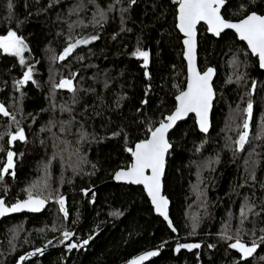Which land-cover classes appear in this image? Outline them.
I'll use <instances>...</instances> for the list:
<instances>
[{"label": "trees", "instance_id": "obj_1", "mask_svg": "<svg viewBox=\"0 0 264 264\" xmlns=\"http://www.w3.org/2000/svg\"><path fill=\"white\" fill-rule=\"evenodd\" d=\"M178 6L175 0H0V35L16 31L27 45L23 65L0 50V104L10 113L0 116V170L7 152L16 154L15 174L0 180V199L13 205L31 191L51 202L42 214L2 222L0 264H126L157 249L162 255L149 264H264V71L235 33L216 39L199 28V68L216 69V101L210 134L191 117L170 136L164 187L177 233L155 215L142 188L113 182L133 163L128 149L149 139V129L175 111L186 89ZM252 12L264 15V0H227L222 14L235 22ZM92 36L98 39L58 59L69 44ZM137 49L149 52L147 68ZM29 67L35 83L18 85ZM61 79H72L76 91L57 88ZM249 102L250 145L239 151ZM18 128L26 139L10 143ZM244 203L252 209L247 218ZM64 231L73 233V251L63 245ZM237 238L259 245L249 260L230 247ZM179 242L201 247L176 256ZM37 249L43 253L31 255Z\"/></svg>", "mask_w": 264, "mask_h": 264}, {"label": "snow or ice", "instance_id": "obj_2", "mask_svg": "<svg viewBox=\"0 0 264 264\" xmlns=\"http://www.w3.org/2000/svg\"><path fill=\"white\" fill-rule=\"evenodd\" d=\"M175 2L179 5L177 27L185 37L183 40L186 49L184 55L188 61L189 67L187 90L181 91L176 97L178 104L175 111L162 120L159 126L154 130L151 128L149 129L151 134L150 138L137 143L134 150L131 148L128 149L132 154L133 163L126 171L121 170L115 175V179L118 181L143 185L148 196L151 198L152 204L155 206L156 212L163 216L165 220H168V200L161 195V178L164 172L166 153L172 146L168 140L167 134L178 121L184 119L189 113H195L199 128L202 132L206 133L209 130V112L214 98V90L211 84L214 70L208 68L201 73L197 71L195 67L197 25L201 22L205 23L208 26L207 30L217 37L226 29H234L239 39L247 43L251 53L258 56L260 66L264 68V15H258L252 12L239 20V22L233 23L225 19L221 14V9L226 5L227 0H175ZM131 3L135 4L136 0H131ZM8 8H12L11 2H9ZM243 8L244 6L241 5L242 10ZM100 15L103 17L104 14L101 12ZM96 39H98L97 36H92L90 40H78L75 43L69 44L58 59L63 61L73 52L77 45L88 44ZM26 49L27 45L24 39L19 36L16 31L10 30L6 35H0V50L5 54L19 57V62L22 65L25 63L23 53ZM134 55L142 58L144 67L147 68L149 63V52L137 49ZM145 75L147 76L148 73L146 72ZM29 81L35 83V81L32 80L31 67L24 72L23 79L17 81V84L24 85ZM56 87L67 89L71 92L76 91L72 79H61ZM146 102L147 101H144V103ZM244 111L247 113V118L243 122L244 131L240 132L239 139L236 141L240 150L244 149L249 138L248 129L252 116V104L250 102ZM0 113L4 116L10 115L3 104H0ZM12 119L15 120V117H12ZM25 139L26 136L22 128H18L15 134H10V142L17 140L24 141ZM15 155L16 154L12 151L7 152V163L2 170H0V180H3L4 175L9 174L10 169L14 168L13 157ZM11 174L14 175L15 173L12 172ZM45 203L46 200L44 198H41L38 194L34 196L31 191H29L26 200L17 202L10 207H6L5 202L0 199V216H4L6 213L19 212L23 209L39 211ZM58 203L60 205V211L67 217L68 213L65 208V199L59 197ZM248 210H252L251 206H249ZM241 216L247 218V213L242 210ZM169 227H172L171 221H169ZM172 231L175 232L176 229L173 227ZM262 231H264V229H262ZM72 236L73 233L69 231L63 232L64 240H68ZM224 238L232 239L230 236ZM261 240L264 241V237H261ZM87 243L88 240L83 241V244ZM69 247L75 248L77 245L71 244ZM200 247L201 245L199 243L180 244L177 246L176 251L179 252L181 248L192 250ZM209 247H212V245H209ZM230 247L237 250L241 254V258L246 260L257 251L259 245L253 241L251 246H248L237 238L234 243L230 244ZM36 253L42 254L43 249H37L36 252L31 255H35ZM156 255H158L156 251L148 252L133 260L131 264H142V262L146 261L149 257ZM21 259H23V257H21Z\"/></svg>", "mask_w": 264, "mask_h": 264}, {"label": "water", "instance_id": "obj_3", "mask_svg": "<svg viewBox=\"0 0 264 264\" xmlns=\"http://www.w3.org/2000/svg\"><path fill=\"white\" fill-rule=\"evenodd\" d=\"M226 6H227V3H226V5L221 9V14L223 13V10H224V8H225ZM178 8H179V6H178ZM222 15H223V14H222ZM258 15H259V14H258ZM177 17H178V14H177ZM231 22H232V21H231ZM235 22H239V21H235ZM235 22H233V23H235ZM177 24H178V18H177ZM201 26H205V27L208 29V26H207L205 23H203V22H201L200 24L197 25V37H196V41H197V43H196V53H195V67H196L197 71L203 73V72L200 70V68H199V58H198V50H199V28H200ZM177 28H178V27H177ZM178 31H179V29H178ZM207 31H208V30H207ZM227 31H231V32L235 33V34L237 35V37H238V34L235 32L234 29H226L224 32L221 33V35H220L219 37L215 36L214 34L210 33L209 31H208V34L211 35V36H213V37L216 38V39H219V38H221V36H222L225 32H227ZM179 32H180V31H179ZM180 34H181V36L183 37V40H184L185 37L183 36V34H182L181 32H180ZM238 39H239V37H238ZM239 41H240V42H243V43L246 44V46H247V43H246L245 41H241L240 39H239ZM183 45H184V44H183ZM247 47H248V46H247ZM248 49H249V48H248ZM185 50H186V49H185V46H184V53H185ZM249 51H250V53H251V50H250V49H249ZM251 54H252V53H251ZM252 55H253V54H252ZM253 56H255V57L258 58V56H256V55H253ZM184 59H185V62H186V64H187V74H188V78H189V67H188V61H187V59L185 58V55H184ZM258 61H259V58H258ZM259 67H260V69H261L262 71H264V68H262V67L260 66V62H259ZM212 69L214 70V74H213V77H212V80H211V84H212V87H213V90H214V98H213V100H212V106H211V109H210V112H209V130H208V132H206V133H205V132H202V131L200 130V128H199L198 120H197V117H196L195 113H189L184 119L178 121V122L174 125V127H173L172 129L169 130V132H168V134H167V135H168V140H169V142H170V136H171V134H172V133H173V132H174V131L180 126V125L186 123L191 117H194V118H195V120H196V124H197V127H198L199 131H200L202 134H204V135H208V134H210V132H211V130H212V113H213L214 104H215V101H216V92H215V89H214V82H215V79H216V76H217V71H216V69H214V68H212ZM73 84H74V82H73ZM187 86H188V80H187L186 89H185L184 91L187 90ZM176 102H177V100H176ZM177 104H178V102H177ZM176 107H177V105H176ZM5 108H6V107H5ZM6 110H7V108H6ZM7 111H8V110H7ZM8 112H9V111H8ZM0 116H1V117H4V118L9 117V116H4L2 113H0ZM149 138H150V137H149ZM170 144H171V143H170ZM171 150H172V146H171V148L168 150V152L166 153V156H165L164 172H163V176H162V178H161V195L164 196V197L168 200V207H167L168 220H165L163 216H161L159 213L156 212V210H155V206L152 204V202H151V198L148 196L147 191L145 190V188H144L143 185L132 184V183H128V182H126V181H118V180L115 179V176H114L113 182H114L115 184H117V185H126V186H134V187L142 188V189L144 190L146 196L148 197L149 201L151 202V205H152V208H153V210H154L155 215H156L157 217L161 218V219L167 224L168 227H169V221H171V225H172V227H169V228L172 230V228L174 227L173 222H172V220H171V208H172V203H171V201L168 199V197L165 195V187H164V180H165L166 171H167V161H168L169 153L171 152ZM126 170H127V169H126ZM126 170H125V171H126ZM120 171H121V170H120ZM115 175H116V174H115ZM92 193H93V192H92ZM88 196H89V195H88ZM3 201L5 202V200H3ZM20 202H21V201H20ZM50 204H51V202H48V201L46 200L45 205H44L39 211H29V210H27V209H23V210H21V211H19V212L6 213L4 216H0V226H1V224H2V222H3L4 220H6L7 218H10V217L16 216V215H22V214H34V215H39V214H42V213H44V212L48 209V207H49ZM5 206H6V207H10V206H12V205H8V204L5 202ZM174 228H175V227H174ZM173 232H174V231H173ZM174 233L176 234L177 232L175 231ZM71 244H76V243L74 242V236H73L72 238H70V239H68V240H66V241L64 242V247H65L67 250L73 251L76 247H75V248H70L69 246H70ZM180 244H191V243H181V242H179V243L175 246V248H174V251H175V255H176V256H178V255H179L181 252H183V251L190 252V251L197 250V249L188 250V249H186V248H181L180 251L177 252V251H176V248H177V246L180 245ZM76 245H77V244H76ZM246 245H247V244H246ZM198 249H199V248H198ZM232 250H234V251H236L238 254H240L237 250H235V249H232ZM152 251H156V252H158V255H156V256H152V257H149L146 261H143L142 264H149V263H151L152 261L158 259V258L162 255L163 249H157V250H152ZM148 252H151V251H148ZM148 252H145V253H143V254H140L139 256L144 255V254H146V253H148ZM255 253H256V252H255ZM255 253H254V254H255ZM254 254H253L251 257H248L246 260H249L250 258H252V257L254 256ZM139 256L134 257L133 259H131L130 261H128L126 264H131V262H132L133 260L137 259ZM240 256H241V254H240ZM242 260H243V261H246L245 259H242Z\"/></svg>", "mask_w": 264, "mask_h": 264}, {"label": "rangeland", "instance_id": "obj_4", "mask_svg": "<svg viewBox=\"0 0 264 264\" xmlns=\"http://www.w3.org/2000/svg\"><path fill=\"white\" fill-rule=\"evenodd\" d=\"M26 51H27V49H26ZM26 51L23 53V56H24V61H26ZM18 59H19V57H17ZM252 104V116H253V103H251ZM248 105V104H247ZM252 116H251V119H250V127H249V129H248V131H249V138H248V142L245 144V146H244V148L246 147V146H249L250 145V139H251V134H252ZM247 118V113H245V117H244V120ZM232 121H233V115L231 114V116H230V118H229V122H231V123H229V124H232ZM243 131H244V129H243ZM16 141H11L10 143H15ZM239 149V148H238ZM239 151H243V150H240L239 149ZM254 151V150H253ZM6 163H7V155H6V161H5V165H6ZM13 164H14V168L13 169H10V171H9V174H11L12 172H14V169H15V156L13 157ZM4 165V166H5ZM242 210L244 211V212H247L248 211V208H247V203H244V205L242 206ZM73 237V236H72ZM71 237V238H72ZM66 240H64V242H65ZM64 242H63V245H64Z\"/></svg>", "mask_w": 264, "mask_h": 264}]
</instances>
